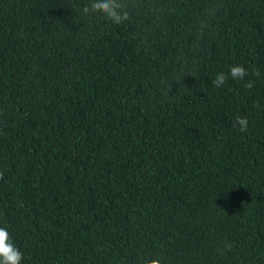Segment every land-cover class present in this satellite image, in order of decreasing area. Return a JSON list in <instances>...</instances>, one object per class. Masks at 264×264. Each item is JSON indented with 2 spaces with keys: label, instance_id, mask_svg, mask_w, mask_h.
<instances>
[{
  "label": "trees",
  "instance_id": "obj_1",
  "mask_svg": "<svg viewBox=\"0 0 264 264\" xmlns=\"http://www.w3.org/2000/svg\"><path fill=\"white\" fill-rule=\"evenodd\" d=\"M86 2L0 0L22 264H264V0H121V23Z\"/></svg>",
  "mask_w": 264,
  "mask_h": 264
},
{
  "label": "clouds",
  "instance_id": "obj_2",
  "mask_svg": "<svg viewBox=\"0 0 264 264\" xmlns=\"http://www.w3.org/2000/svg\"><path fill=\"white\" fill-rule=\"evenodd\" d=\"M84 13H99L112 23H121L127 19V12L124 9L121 0H87L83 5ZM228 75L232 79H243L246 75V69L242 65H232L228 70ZM227 76L224 72L215 75L212 83L216 87L224 84ZM235 124L238 125L240 131H245L247 127V119L237 116ZM23 253L14 242L9 229L0 226V264H22ZM145 264H160L158 259L150 258Z\"/></svg>",
  "mask_w": 264,
  "mask_h": 264
}]
</instances>
